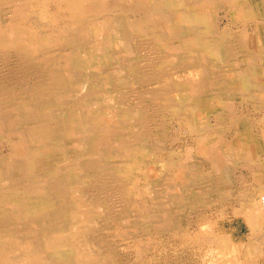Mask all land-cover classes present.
Masks as SVG:
<instances>
[{
  "label": "rangeland",
  "instance_id": "obj_1",
  "mask_svg": "<svg viewBox=\"0 0 264 264\" xmlns=\"http://www.w3.org/2000/svg\"><path fill=\"white\" fill-rule=\"evenodd\" d=\"M171 1L173 4L174 1L173 0ZM7 2H10V0ZM33 2H34V5H33ZM66 2L67 0H49V1L48 0H38V1L37 0H30V1L29 0L27 1L19 0L17 1L16 6H14L15 8L13 7L7 13H3L4 5H1L3 2H1L0 4V11H1L0 24H3V23L5 24L7 22L11 24L12 21L14 23L21 24V26L28 28L31 30V32L33 31V33H35L36 39H37V45H38V48L36 49V51L32 52L34 53L33 55L32 53L26 54V52L24 51L22 52L20 49H11V50L4 52L1 50L2 48H0V68H1L0 69L1 70L0 71V81H2L0 83V85H2L0 87V91L3 88L4 90L10 92L9 96L0 98V104H1L0 108H2V111H4V112L2 111L0 112V140H1L0 145H2L0 146V167L2 168V172L0 169V180L2 181L1 173L4 177L6 175L5 168H9L15 164L16 166H18L17 168H20L21 170H25L26 165L30 163L29 154L28 153L26 155L24 154V152L27 151V146L22 142L24 133H23V128L21 127L26 126V124H24L22 121L19 122L18 120L19 118L18 115L20 114L21 110L34 113V118H30V124L33 123V125H36V126L38 125L42 126V124H45V125L47 124V126L51 128L52 130H56V128L59 127L61 124L60 121L63 119V116L61 120H59V117L62 115L61 113V111H63L62 107H64L63 109L67 108L69 103L77 102V99L81 103L80 107L82 106V108H84V107L89 106L88 108H85L89 110L90 112H92V115L89 118H91L94 114L95 116L99 118V120L101 119L109 120L111 119L113 115L119 114V113H120L119 116L122 117L121 115L123 113L121 114V104H119L120 102H117V100L115 102L111 100L109 102L104 101L102 104L103 106L99 103L98 105H101V106H96L94 108L92 107L94 103L90 105L88 102L84 101L86 100L85 99L86 95H89V97H92L91 99H93V97L94 98L95 97L97 98L105 97L104 92H101L98 94L96 93L92 94L94 91V88L88 85V83L86 84L88 77L95 76L98 79H100L101 82L103 83V86L101 84L99 85L100 88L101 87L105 88V90L113 89L112 91H114L117 95H120V96H125V95H128L129 97L132 96L133 98L131 99L133 101L139 102L138 105L141 106L142 104H144V102L147 103V100L145 99H147L146 98L147 95L148 97L149 96L151 97V93L156 96L155 99H157V97L162 96V93L165 92L163 88L168 83L165 80L168 78L169 75L173 77L172 81L170 82H172L173 89L175 90L178 88L177 80L179 78L181 79L179 80V82L182 84V88L179 86L180 87L179 89L183 91L182 92L183 96L181 93V96H179L178 98H181L180 99L181 105L183 106L185 104L184 108H187V106L190 104H189V100H185V98H187L186 97L187 93L185 91L191 88V86H186V84H184V81L188 77L190 79L195 77L196 80H198V85H199L197 87V91H198L197 93L199 95L198 99L202 100V101L199 100L196 105H199L201 107L194 108L193 112H192V109L181 110L182 112L187 113V117L189 116L193 121L186 120L182 112L180 116L179 114L177 115L175 112H173L172 110L168 108L167 109L164 108L159 113H156L153 110V115L155 116V119L157 121L155 122L152 121L150 124L153 129L152 135L149 138L145 139V141L144 140H142V142L140 141L139 143L140 152L137 154V158H136V160L139 161L140 166L138 169L132 171L133 175L131 174V176L127 180V183H125L131 188V191L134 190L132 198H130L127 201L123 200V201L115 202V200H111L112 201L111 203H108V204L106 203L104 205H100L96 203L93 204V202H89L91 205L89 204L88 205L91 208L95 209V214H93L95 220H92L91 222L87 223V226L84 228V230L86 232L88 231L87 232L88 235L90 234L91 235L89 236V238L87 236H84L83 237L84 241H81L80 244L78 243L79 244L78 247L80 248L79 250L82 251L83 254L85 252L88 254L90 253L91 256L89 255V257H94L93 259L100 262V264H114V263L115 264H127V263L128 264H199L200 262H201L200 264H205L206 262L208 264H215V263L222 264L221 263L222 259H225L224 257L231 258L234 254L233 252L234 250H238V253L236 254H239V258H241L240 260H244L246 253L248 251L252 252L251 251L252 245L250 243L251 242L250 238L252 235H254L252 232L253 230H252V226L249 221V217L246 214L245 202L248 197L247 195L249 193L251 192L257 193V191L263 186L261 182L264 179V177H262V175L264 176V173H263L264 171H262L264 170V165H263L264 149H262L261 151L258 149L260 148V146L261 148L264 147V123H263L264 103H259V102L254 103L255 96H253L254 92H256L258 89L255 87L243 88V86L242 87L240 86L239 88L237 86H234V87L227 86V87H223L224 90H222L221 85L219 84L222 83V75L226 71L230 70L229 65H228L229 62L222 61L221 59L223 58H219L218 60V57H214V56L202 58L198 52L194 51L193 49L185 45L184 41L180 44L181 40L179 38L174 37L173 35L171 36L169 34H166L164 37L158 38L157 36L158 34L163 33V32L167 33L169 32V30L161 28L160 24H158L160 26L158 25L155 26L156 23L149 22L147 21V19H152L153 17L154 18L160 17L161 15L157 13L158 10L162 9V10L168 11L169 8L173 10L174 6L166 7V3L168 2V0H149V1L148 0H86V1L79 0L80 4L78 0H75L74 3L71 5ZM146 3L149 6L146 5ZM52 4H55V5H52ZM26 5H27V8L29 7L28 10L26 8ZM20 6L23 8V10L24 9L27 10V12L24 10L23 14H17V13L15 14L17 7H20ZM69 6H72V8L70 9H75V11L69 10L68 9ZM231 7L232 6L230 3L227 4L223 0H218L215 6L211 8V11H212L210 12V18L212 19L211 21L201 20V21L192 22V23H181V25L192 26L196 29V31L197 30L202 31L208 27L209 29L205 31L208 32L210 36L209 39L223 43L221 45L223 53H224V54L221 53L222 56L225 55V57H227L228 54H229V57H232V58L235 57V55L237 54L240 56L242 54H245V50L247 48L243 46L244 35L246 34L247 37L253 39V36L256 37L255 34L259 29L256 28V26H258L256 22H247V23L242 22L241 23V22L236 21L235 14H234V8L233 7L231 8ZM39 8L40 9L45 8L47 11L45 10L42 13ZM177 8L179 10L181 9L175 6V9ZM183 8L188 9L189 12L192 11L189 8V6H183ZM33 9L35 11H33ZM5 10L7 11V9ZM82 10L84 13L82 12ZM40 12L43 14V16L39 14ZM4 15L6 16L3 17ZM262 15L263 17L261 16V19L258 20L260 22L259 23L260 26L262 25L264 26V1H263ZM188 16H194V14L191 12V14H188ZM27 18L29 20L31 18V21L29 22ZM39 18H40V22H39ZM45 19H48V20L46 21ZM79 19L80 20L84 19L85 22L84 21L82 22ZM102 25H104L103 29L101 28ZM168 25L170 28L171 24H168ZM146 27H152L155 29L153 30L152 28H146ZM113 28L115 29L112 30ZM187 29L188 28L184 29L182 32L185 33L186 32L185 30ZM261 30L264 32V28H261ZM120 31H122V33H125V35H127L129 38L127 39V41L125 40V44L126 45L128 44L127 46L122 45L123 44L122 42L124 40L118 37L120 34ZM174 31L180 32L177 30H174ZM73 33L75 35H73ZM170 34H174V33H170ZM84 35H86L87 37ZM115 37L116 38L118 37L117 38L118 40L120 39L119 43H118V40L115 39ZM77 41L79 43H77ZM262 47H263L262 50H264V44ZM119 48L121 51H118ZM198 48L200 50L202 47L198 46ZM140 50L141 52H139ZM117 52L120 55H118ZM124 52L126 54H124ZM147 52L148 53L151 52V53L148 54ZM3 55H9V56L6 57L7 59H3ZM148 55H151V56H148ZM163 59L165 63L163 62ZM119 60L121 61V63L119 62ZM178 60L182 62V65H180L181 63L178 64ZM114 61L115 63H113ZM184 63H186V65H184ZM118 64L120 66L122 65L125 67L123 68L122 66L119 67ZM115 66H118V67H115ZM87 67H90V68H88L87 70ZM174 67L177 71L174 69ZM190 67H192V69ZM45 68L47 69L45 70ZM234 68L236 69L237 67H235L234 65ZM25 69H28V70H25ZM62 71L64 72L62 73ZM163 71H166V72H163ZM27 72H29L30 74ZM57 72L58 73L60 72V73L58 74ZM124 72L127 74H124ZM177 76H180V77L178 78ZM196 76H199V77H196ZM75 79H78V80H75ZM61 80L63 81V84H61L62 83ZM165 82L166 84H164ZM139 83H141L140 84L141 87L137 86ZM45 86L47 89L44 88ZM36 88L37 89L39 88V90H37ZM100 88H96L95 92L100 90ZM255 89L257 90L254 91ZM234 90L235 91L238 90V91L235 92ZM221 91L224 93H221ZM240 91L241 93L243 92V94H241ZM146 92H150V95L149 93L146 94ZM43 93H47V94L44 95ZM136 93L137 94L139 93V94L136 95ZM40 95L41 96L43 95V96L40 97ZM170 95H172L171 96L172 98L174 97V99L178 100L175 92H173ZM216 95L217 97L218 96L223 97V95H228L229 97L225 98L226 100L224 99V101H221L222 99L218 101L212 100L213 98H216L215 97ZM205 96L206 97L208 96V98L204 99ZM167 97L169 98V96ZM210 97L211 98L213 97V98L211 99ZM209 98L211 101L213 102L215 101L217 103V104L215 103L213 104V106L215 105L214 108L210 107L212 102L209 101ZM80 99H82V101H80ZM32 101L33 103H30ZM242 101H245V102L243 103ZM157 102L163 105L162 102L160 101H157ZM26 103H30V105ZM160 104H157L155 102V104H153V109L156 105L157 106L159 105L158 107H160L161 106ZM259 106L260 108H258ZM198 108H199V111L201 110V108L203 109L201 110V113L198 112ZM51 111H53L54 113ZM59 113H61V115H59ZM44 114H49V115L47 116V118H44L43 117ZM171 116L174 117L175 119L172 118ZM202 116L204 117L201 118ZM221 116L222 118H220ZM118 118L119 117H115V119H118ZM236 118L237 120H235ZM187 121L190 123L191 122L194 123V125L200 124L198 125L199 129L198 127H195L196 129L192 128L190 123H188ZM197 121H199V123H197ZM243 121L246 122V124ZM249 124L251 125L247 126ZM255 124L257 127L255 126ZM154 125L155 127H157L158 130L160 129L162 130L161 135H157V133L154 132L156 131L153 128ZM256 128H257V131H256ZM10 129L12 130L10 131ZM234 129L235 131H233ZM243 130L244 131L246 130V131L244 132ZM258 131L259 132L261 131L260 134ZM223 133L225 136L223 135ZM256 133H257L258 139L256 138ZM240 135L241 136L244 135V136L241 137ZM76 137L77 136L75 135V138ZM164 138H167V139H164ZM242 138L245 139L246 141L243 140ZM256 139L258 140V142H255L257 141ZM241 144L249 145V149H252L253 151H255V155L253 157L245 156V153H242V150L238 149ZM38 146L39 144L34 143L32 147L39 148L40 146L39 147ZM150 146H152V148ZM147 147H150V149ZM7 153H10V154H8L7 156ZM202 154H203V157H202ZM211 155H214L216 158L211 157ZM49 158H50L49 160L51 161L50 163H53V161H57L56 159H54L53 156L52 157L50 156ZM117 162H119L118 163L119 165L122 164L123 166H126V163H124L121 160H118ZM59 163L60 162L57 161V165ZM45 164L46 163H43L41 165L44 166ZM179 164H182V167H183L182 174L185 176V177L184 176L182 177V180L178 178L177 176L178 171H179L178 169ZM205 164H207L206 167H205ZM37 167L38 169L42 168L41 166H37ZM168 171L170 174L168 173ZM257 173L259 175H257ZM162 175H163V178H162ZM32 179L33 178L25 177L23 174H21V176L19 175L17 178L12 179L11 181L9 179L6 180L7 181L6 183L7 185L10 184L8 185L10 190H11V187L13 189V186L19 187V188H25V187L28 188V186L32 182ZM247 179H248V183L246 182ZM16 180L17 182H15ZM241 180H245V181H241ZM202 183H204L205 185ZM258 185L259 187H257ZM146 190H150V191L147 192ZM263 195H264V192L261 193L259 196L260 203H261V197ZM34 196L37 197V195H34ZM53 197H56V198L49 199L53 207H58L59 205H61L59 204L60 202L64 204L63 203L64 200L62 201L60 197H57L56 195ZM71 198H74V196L72 195ZM30 201L32 203V201H35V198L28 200L27 204H29ZM72 201L74 202L75 200H72ZM74 204H73V208L78 207V209L82 211L83 206L78 199L76 200V204H75L76 206ZM211 204H214V205H211ZM174 206L175 207L177 206V207L175 208ZM51 211L50 213H52ZM53 211L55 212L54 208H53ZM11 213L13 212H10V214H8L9 219H14V214H11ZM52 215H54V213ZM80 215H81V212L79 213L78 218L75 217V220L73 219L67 220L66 218H64L66 220V222H64L65 226L64 224L59 225L62 228L54 226L52 227V230L51 228H49L50 229V230L48 229L49 231L39 230L42 232L40 234L42 235V237L47 236L48 238L49 237L51 238V235H53V233L54 235L58 236V238L63 236V235H59V233L64 234L66 236L70 235V237L65 236L61 240V242L68 241V242L75 243V240L77 241L78 239V238L76 239V236L80 232H82V230L79 228V227H82L81 222L80 224L78 223L79 225L77 224V222L80 221V218H81ZM96 215L98 216L96 217ZM173 215L175 218L173 217ZM62 217H63V214L61 218ZM27 219H29V217ZM20 220H23V218ZM119 221L121 222V224L119 223ZM25 225H26V219L23 220L22 227H24ZM96 225L97 227H95ZM203 225H205V227H202ZM210 227L212 228V230H210ZM34 228H36V226H34ZM73 230H75V232H73ZM43 232L46 233V235ZM257 235L258 236L260 235V237L263 236L264 230L263 229L257 230ZM74 236L75 238H73ZM207 236H211V237L216 236V238H220V237L226 238V240L228 241V245L230 246V249H228V251L225 250L223 253L222 248L218 247V245H216L217 244L216 242H212V240H209ZM259 243L260 245H259L258 250L261 248L260 249L261 251L258 252L259 258L256 264H264V239L260 241ZM86 245L88 247H86ZM83 246H85L86 248ZM68 248L70 249V247ZM213 248L216 250L217 255L215 254V251ZM209 250L212 252V254L210 253ZM218 254L220 255V257ZM46 256L47 254L44 255V258ZM46 260H47V257H46Z\"/></svg>",
  "mask_w": 264,
  "mask_h": 264
},
{
  "label": "bare ground",
  "instance_id": "obj_2",
  "mask_svg": "<svg viewBox=\"0 0 264 264\" xmlns=\"http://www.w3.org/2000/svg\"><path fill=\"white\" fill-rule=\"evenodd\" d=\"M9 0H0L3 2L1 5H4V11L3 13H7L12 9L14 6H16L17 1L19 0H10V2H7ZM25 1V0H24ZM27 1V0H26ZM30 1V0H29ZM38 1V0H37ZM49 1V0H48ZM75 0H67L66 3L68 4H73ZM86 1V0H85ZM149 1V0H148ZM174 3L172 4L171 0H168L166 3V7L174 6V9H168L166 10H158L157 13H159L161 16L158 18H153L152 19H147V21L156 23L155 26L158 24L161 25V28L169 30V32L165 33H160L158 34V38L164 37L166 34L173 35L176 38H179L180 44L184 41V44L187 45L189 48L193 49L194 51L198 52L199 55L203 57H209V56H214L221 59L222 61H227L229 62V71H226L222 75V83L219 84L221 85L222 90H224L223 87H231V86H237L240 88V86L243 88H250V87H255L254 91V103H264V53L262 50V46L264 44V32L261 30V28H264V26L259 25V19H261L262 11H263V1L264 0H223L227 4L230 3L231 6L234 8V14H235V20L238 22H256L258 26H256L257 29H259L255 36H253V39L247 37V35H244L243 38V46L247 47L245 50V54L242 55H235V57H229V54L227 57L222 56L221 53H223L221 45L223 43L217 42L215 40L209 39V34L207 31L209 28L207 27L205 30L202 31H196V29L192 26H183L181 23H192V22H198V21H211L212 19L210 18V12L211 8L215 6V4L218 2V0H173ZM21 2V1H20ZM19 2V3H20ZM35 2V1H34ZM33 2V5H34ZM79 2V0H78ZM62 3V2H60ZM138 3V2H137ZM145 3V2H144ZM148 3V2H147ZM146 3V5H148ZM29 4V3H28ZM38 4V3H37ZM36 4V5H37ZM41 4V3H40ZM59 4V3H58ZM78 4V3H77ZM80 4V2H79ZM32 5V6H33ZM55 5V4H52ZM97 5V4H96ZM107 5V4H106ZM141 5V4H140ZM143 5V4H142ZM29 6V5H28ZM31 6V8H32ZM74 6V5H73ZM82 6V4H81ZM80 6V7H81ZM149 6V5H148ZM147 6V7H148ZM176 7L181 8L180 10ZM183 6H189V8L192 10L191 12L194 14V16H188V14H191V12L188 11V9H184ZM40 7V6H38ZM77 7V6H76ZM87 7V6H85ZM97 7V6H96ZM231 7V8H232ZM15 8V7H14ZM27 8V5H26ZM29 8V7H28ZM27 8V10H28ZM72 6H69V10L75 11V9H70ZM83 8V6H82ZM102 8V7H101ZM7 9V11L5 10ZM36 9V8H35ZM40 9V8H39ZM48 9V8H47ZM58 9V8H57ZM78 9V8H77ZM105 9V8H104ZM123 9V8H121ZM127 9V8H126ZM16 10V9H15ZM25 10V9H24ZM23 8L17 7V10L15 11V14H23L24 13ZM27 10H25L27 12ZM41 12L43 13L46 9L41 8ZM60 10V9H59ZM63 10V9H62ZM80 10V9H79ZM97 10V9H96ZM130 10V9H129ZM33 11H35L33 9ZM47 11V10H46ZM98 11V10H97ZM123 11V10H122ZM39 13L43 16L42 13ZM83 12V10H82ZM107 12V11H106ZM1 13V11H0ZM38 13V12H37ZM55 13V12H54ZM57 13V12H56ZM61 13V12H60ZM79 13V11H78ZM77 13V14H78ZM81 13V12H80ZM84 13V12H83ZM12 14V13H11ZM29 14V13H28ZM31 14V13H30ZM34 14V13H33ZM70 14V12H69ZM101 14V13H100ZM84 15V14H83ZM82 15V16H83ZM93 15V14H92ZM172 15V16H171ZM4 15L3 17H5ZM8 16V15H7ZM15 16V15H14ZM46 16V15H45ZM96 16V15H95ZM156 16V15H155ZM19 17V16H18ZM231 17V16H230ZM10 18V17H8ZM15 18V17H14ZM47 18V17H45ZM80 18V17H79ZM126 18V17H125ZM1 19V18H0ZM12 19V18H11ZM77 19V18H75ZM74 19V20H75ZM81 19V18H80ZM79 19V20H80ZM7 20V19H6ZM27 20H29L27 18ZM46 21L48 19H45ZM145 20V19H143ZM233 20V19H231ZM230 20V21H231ZM19 21V20H17ZM16 21V22H17ZM31 21V18L29 22ZM36 21V20H35ZM38 21V19H37ZM84 21V19L80 20ZM119 21V20H118ZM40 22V18H39ZM42 22V21H41ZM65 22V20H64ZM85 22V21H84ZM127 22V21H126ZM263 22V21H262ZM43 23V22H42ZM72 23V22H71ZM27 24V23H26ZM47 24V23H46ZM101 24V23H100ZM171 24L170 28L169 25ZM250 24V23H249ZM39 25V23H38ZM44 25V24H43ZM158 25V26H160ZM245 25V24H244ZM57 26V25H56ZM102 25V29H103ZM151 26V25H150ZM246 26V25H245ZM38 27V26H37ZM40 27V26H39ZM72 27V25H71ZM76 27V26H75ZM74 27V28H75ZM138 27V26H137ZM34 28V27H33ZM41 28V27H40ZM73 28V29H74ZM120 28V27H119ZM118 28V29H119ZM145 28V27H144ZM146 28H152V27H146ZM188 28L185 30L186 32H182L184 29ZM72 29V28H71ZM113 28L112 30H114ZM130 29V28H129ZM153 30L155 28H152ZM212 29V28H210ZM160 30V29H158ZM171 30V31H170ZM174 30L180 31V32H175ZM49 31V30H48ZM119 31V30H118ZM214 31V30H213ZM238 31V30H237ZM241 31V30H239ZM256 31V29H255ZM41 32V31H40ZM104 32V30H103ZM218 32V31H217ZM148 33V32H147ZM174 33V34H170ZM232 33V32H231ZM241 33V32H240ZM253 33V32H252ZM259 33V34H258ZM87 34V33H86ZM113 34V33H112ZM119 34V33H118ZM138 34V33H137ZM157 34V33H156ZM215 34V33H214ZM212 34V35H214ZM219 34V33H218ZM230 34V33H229ZM249 34V33H248ZM251 34V33H250ZM73 35H75L73 33ZM89 35V34H88ZM114 35V34H113ZM112 35V36H113ZM144 35V34H143ZM148 35V34H147ZM243 35V34H242ZM254 35V34H253ZM79 36V35H78ZM86 36V35H84ZM216 36V35H215ZM87 37V36H86ZM114 37V36H113ZM112 37V38H113ZM120 39L124 40L121 44H125V40L127 41L128 36L125 35V33H122L120 31L119 36ZM117 37V38H118ZM142 37V36H141ZM145 37V36H144ZM76 38V37H75ZM90 38V36H89ZM115 37V39H117ZM147 38V37H146ZM214 38V37H213ZM229 38V37H228ZM114 39V38H113ZM119 39V40H120ZM77 40V39H76ZM79 40V39H78ZM118 40V39H117ZM118 40V43H119ZM177 40V39H175ZM73 41V40H71ZM85 41V40H84ZM90 41V40H89ZM88 41V42H89ZM242 41V40H241ZM82 42V41H81ZM223 42V41H222ZM77 43H79L77 41ZM95 43V42H94ZM117 43V44H118ZM148 43V42H147ZM150 43V42H149ZM172 43V42H171ZM62 44V43H61ZM72 44V43H71ZM64 45V44H63ZM69 45V43H68ZM78 45V44H77ZM128 45V44H127ZM126 45V46H127ZM131 45V44H130ZM138 45V44H137ZM144 45V44H143ZM146 45V44H145ZM239 45V44H238ZM89 46V45H88ZM101 46V44H100ZM142 46V45H141ZM198 46H201L202 48L199 50ZM242 46V47H243ZM81 47V46H80ZM78 47V48H80ZM118 47V46H116ZM120 47V45H119ZM122 47V46H121ZM130 47V46H128ZM0 48H2V51H8L11 49H20L22 52H26V54H30L32 52H35L36 49L38 48L37 45V39L35 33L33 31L31 32L30 29L25 28L21 26V24L14 23L13 21L11 24L3 23L0 24ZM46 48V47H45ZM67 48V47H66ZM77 48V49H78ZM113 48V47H112ZM124 48V47H123ZM144 48V47H142ZM148 49V47H147ZM146 49V50H147ZM227 49V48H226ZM40 50V49H39ZM38 50V51H39ZM89 50V49H88ZM87 50V51H88ZM192 50V51H193ZM60 51V50H59ZM62 51V50H61ZM67 51V50H66ZM118 51H121L120 48ZM125 51V50H124ZM148 51V50H147ZM161 51V50H160ZM75 52V51H74ZM92 52V51H91ZM136 52V51H135ZM141 52V50L139 51ZM186 52V51H185ZM89 53V52H88ZM116 53V52H115ZM118 53V52H117ZM148 53V52H147ZM149 52L148 54H150ZM189 53V51H188ZM203 53V54H201ZM13 54V53H12ZM11 54V55H12ZM34 53H32L33 55ZM39 54V53H38ZM124 54H126L124 52ZM184 54V53H183ZM224 54V53H223ZM74 55V54H72ZM96 55V54H95ZM99 55V54H98ZM109 55V54H108ZM114 55V54H113ZM118 55H120L118 53ZM153 55V54H152ZM177 55V54H176ZM180 55V54H179ZM189 55V54H188ZM9 55H3V59H7L6 57ZM76 56V55H75ZM127 56V55H126ZM151 56V55H148ZM185 56V55H184ZM14 57V56H13ZM22 57V56H21ZM20 57V58H21ZM97 57V56H95ZM134 57V56H133ZM181 57V56H180ZM120 58V57H119ZM144 58V56H143ZM176 58V57H175ZM173 58V59H175ZM37 59V58H36ZM35 59V60H36ZM102 59V58H101ZM133 59V58H132ZM187 59V58H185ZM76 60V59H75ZM89 60V59H88ZM105 60V59H104ZM103 60V61H104ZM107 60V59H106ZM117 60V59H116ZM135 60V59H134ZM13 61V60H12ZM20 61V60H19ZM61 61V60H60ZM74 61V59H73ZM108 61V60H107ZM118 61V60H117ZM124 61V60H123ZM171 61V60H170ZM24 62V61H23ZM28 62V61H27ZM34 62V61H33ZM43 62V61H42ZM58 62V61H57ZM101 62V61H100ZM121 63V61L119 60ZM134 62V61H132ZM145 62V61H144ZM163 62L165 63L164 59ZM177 62V61H176ZM191 62V61H190ZM194 62V61H193ZM213 62V61H212ZM26 63V62H25ZM41 63V62H40ZM45 63V62H44ZM51 63V62H50ZM74 63V62H73ZM106 63V62H105ZM115 63V61L113 62ZM131 63V62H130ZM170 63V62H169ZM175 63V62H174ZM181 63V64H180ZM219 63V62H218ZM217 63V65H218ZM221 63V62H220ZM226 63V62H225ZM60 64V63H59ZM64 64V63H63ZM163 64V63H162ZM178 64L182 65V62L178 60ZM193 64V63H192ZM201 64V63H200ZM214 64V63H213ZM4 65V63H3ZM37 65V64H35ZM44 65V64H43ZM57 65V64H56ZM91 65V64H90ZM100 65V64H99ZM119 65V64H118ZM133 65V64H132ZM139 65V64H138ZM171 65V64H170ZM186 65V63H184ZM211 65V64H210ZM237 67L236 69L234 68ZM39 66V65H38ZM61 66V65H60ZM79 66V65H78ZM77 66V67H78ZM84 66V65H82ZM86 66V65H85ZM88 66V65H87ZM122 66V65H121ZM119 65V67H121ZM130 66V65H129ZM160 66V65H159ZM194 66V65H193ZM204 66V65H203ZM226 66V65H225ZM241 68H239V67ZM74 67V66H73ZM91 67V66H90ZM87 67V70L88 68ZM118 67V66H115ZM125 66H122V68ZM167 67V66H166ZM221 67V66H220ZM20 68V67H19ZM25 68V67H24ZM27 68V67H26ZM57 68V67H56ZM59 68V67H58ZM103 68V67H101ZM133 68V67H132ZM137 68V67H135ZM142 68V67H141ZM186 68V67H185ZM192 69V67H190ZM201 68V67H200ZM210 68V67H209ZM219 68V67H218ZM228 68V66H227ZM1 69V68H0ZM3 69V68H2ZM47 68H45L46 70ZM49 69V68H48ZM118 69V68H117ZM159 69V68H158ZM165 69V68H164ZM169 69V68H168ZM167 69V70H168ZM172 69V68H171ZM175 69V67H174ZM225 69V68H224ZM13 70V69H11ZM28 70V69H25ZM92 70V69H91ZM128 70V69H127ZM166 70V71H167ZM176 70V69H175ZM1 71V70H0ZM3 71V70H2ZM16 71V70H15ZM32 71V70H31ZM76 71V70H74ZM73 71V72H74ZM80 71V70H79ZM105 71V70H104ZM130 71V70H129ZM163 71V72H166ZM177 71V70H176ZM192 71V70H191ZM195 71V70H194ZM193 71V72H194ZM217 71V70H216ZM33 72V71H32ZM35 72V71H34ZM53 72V71H52ZM64 71H62L63 73ZM86 72V71H85ZM101 72V71H99ZM123 72V70H122ZM180 72V71H179ZM210 72V71H209ZM29 73V72H27ZM58 73V72H57ZM60 73V72H59ZM58 73V74H59ZM66 73V72H65ZM81 73V72H80ZM89 73V72H88ZM92 73V72H90ZM97 73V72H95ZM13 74V73H12ZM30 74V73H29ZM50 74V72H49ZM82 74V73H81ZM80 74V75H81ZM100 74V73H99ZM124 74H127L124 72ZM165 74V73H164ZM179 74V73H178ZM214 74V73H213ZM218 74V73H217ZM34 75V74H33ZM103 75V74H102ZM190 75V74H189ZM211 75V74H210ZM216 75V74H215ZM220 75V74H219ZM36 76V75H35ZM34 76V77H35ZM52 76V75H51ZM57 76V74H56ZM55 76V77H56ZM63 76V75H62ZM76 76V75H75ZM101 76V75H100ZM99 76V77H100ZM111 76V75H110ZM116 76V75H114ZM127 76V75H126ZM125 76V77H126ZM141 76V75H140ZM152 76V75H151ZM156 76V75H155ZM176 76V75H175ZM2 77V76H1ZM106 77V76H105ZM121 77V76H120ZM178 78L180 76H177ZM193 77V76H192ZM199 77V76H196ZM9 78V76H8ZM13 78V77H12ZM58 78V77H57ZM110 78V77H109ZM123 78V77H122ZM167 78V77H166ZM172 76L169 75L168 78L165 80L166 84L164 86V91L162 93V96L157 97L155 99V95L151 93V97L147 95V103L144 102L141 106L138 105L139 102L133 101L131 98L132 96L129 97L128 95L125 96H120L117 95L114 91L112 90H105V88H100L99 85L101 84L103 86V83L101 82L100 79L97 77H88L86 84L90 85L91 87L94 88V91L92 94L96 93H101L104 92V98H97L89 97V95L85 96L84 100L85 102H88L92 107L96 106H101L104 101H113L115 102H120L121 104V116L119 114H115L111 117L109 120L101 119L93 114L91 118H89L92 115V112L89 110L85 109L88 108L82 106L80 107V102L77 99V102H71L69 103L68 107L63 109L62 107L61 115L59 117V120H61L62 116L63 119L60 121L61 124L59 127L56 128V130H52L47 126V124H42V126H36L30 124V118H34V113H30L29 111H22L18 115V120L19 122H23L26 124V126H22L23 128V139L22 142L27 146V151L24 152L26 155L27 153L29 154L30 158V163L26 165L25 170H21L20 168H17L15 164L12 165L9 168H5V177L1 173V178L2 181L0 180V264H100L97 260H94V257H89L91 254L89 253H82L80 251L78 245L80 244L81 241H84V236L88 235V231L86 232L84 228L87 226V223L91 222L94 219L93 214H95V209L91 208L89 205H91L89 202H93L96 204L104 205L111 203V200L116 201H127L130 198H132L134 190L131 191V188L125 184L127 183L128 178L131 176L132 171L136 170L139 168L140 163L139 161L136 160L137 154L140 152L139 151V143L142 140L145 141V139L149 138L152 135V126L150 125L152 121H157L155 119V116L153 115V110L156 113H159L162 111L164 108H168L175 112L177 115L181 114V110H187V109H192V112L194 108L196 107H201L199 105H196L197 102L201 99H198V91L197 87L198 85V80L196 78H186L184 81V84L186 86H191L188 90L185 92L187 93L185 100H189V104L191 105H186L187 108H184V105H181V98H178L181 96V91L179 88H182V84L179 82L181 80L180 78L177 80L178 81V88L175 90L173 89V84L172 82ZM183 78V77H182ZM210 78V77H209ZM218 78V77H217ZM221 78V77H220ZM219 78V79H220ZM40 79V78H39ZM60 79V78H59ZM74 79V78H73ZM83 79V78H82ZM114 79V78H113ZM124 79V78H123ZM162 79V78H161ZM218 79V80H219ZM5 80V79H4ZM7 80V79H6ZM56 80V78H55ZM64 80V79H63ZM78 80V79H75ZM81 80V79H80ZM115 80V79H114ZM125 80V79H124ZM163 80V79H162ZM213 80V79H212ZM217 80V79H216ZM36 81V80H35ZM62 81V80H61ZM66 81V80H65ZM107 81V79H106ZM157 81V80H156ZM176 81V80H174ZM2 81H0L1 83ZM21 82V81H20ZM39 82V81H37ZM48 82V81H47ZM120 82V81H119ZM118 82V83H119ZM33 83V82H32ZM108 83V82H107ZM157 83V82H156ZM183 83V82H182ZM3 84V83H2ZM53 84V83H52ZM57 84V83H56ZM63 84V81L62 83ZM117 84V83H116ZM141 83H139L137 86H140ZM144 84V83H143ZM142 84V85H143ZM146 84V82H145ZM152 84V83H151ZM31 85V84H30ZM66 85V84H65ZM121 85V84H120ZM209 85V84H208ZM216 85V84H215ZM213 85V86H215ZM2 85H0L1 87ZM4 86V85H3ZM54 86V85H53ZM62 86V85H61ZM136 86V87H137ZM144 86V85H143ZM151 86V85H150ZM153 86V85H152ZM170 86V87H169ZM180 86V87H179ZM212 86V85H211ZM210 86V87H211ZM6 87V86H5ZM35 87V86H34ZM43 87V86H42ZM56 87V85H55ZM54 87V88H55ZM63 87V86H62ZM68 87V86H67ZM86 87V86H85ZM89 87V86H88ZM110 87V86H109ZM112 87V85H111ZM141 87V86H140ZM149 87V86H148ZM20 88V87H19ZM30 88V86H29ZM40 88V87H39ZM39 88L37 90H39ZM46 88V86L44 87ZM53 88V89H54ZM76 88V87H75ZM74 88V89H75ZM96 88H100V90L95 92ZM157 88V87H155ZM47 89V88H46ZM66 89V88H65ZM84 89V88H83ZM90 89V88H89ZM185 89V88H183ZM214 89V88H213ZM216 89V88H215ZM3 90V91H2ZM0 91V98L6 97L10 95L9 91H6L2 88ZM29 90V89H28ZM36 90V91H37ZM42 90V89H41ZM44 90V89H43ZM49 90V89H48ZM47 90V91H48ZM63 90V89H62ZM61 90V91H62ZM87 90V89H86ZM120 90V89H119ZM123 90V89H122ZM125 90V89H124ZM140 90V89H139ZM244 90V89H243ZM34 91V92H36ZM77 91V89H76ZM141 91V90H140ZM235 91V90H234ZM238 91V90H236ZM235 91V92H236ZM247 91V90H245ZM3 92V93H2ZM42 92V91H41ZM86 92V91H85ZM84 92V94H85ZM125 92V91H124ZM173 92L176 93V96L178 100L172 98L170 94ZM214 92V91H213ZM20 93V92H19ZM40 93V92H38ZM69 93V92H68ZM128 93V92H127ZM150 95V92H146V94ZM221 93H224L221 91ZM241 93V91H240ZM16 94V93H15ZM29 94V93H28ZM44 95L47 93H43ZM81 94V93H80ZM139 94V93H138ZM136 93V95H138ZM215 94V93H214ZM230 94V93H229ZM234 94V93H233ZM232 94V95H233ZM243 94V92L241 93ZM253 94V93H252ZM256 94V95H255ZM30 95V94H29ZM28 95V96H29ZM36 95V94H35ZM75 95V94H74ZM135 95V96H136ZM161 95V94H160ZM231 95V96H232ZM23 96V95H22ZM43 96V95H42ZM40 95V97H42ZM169 96V98L167 97ZM183 96V93H182ZM211 96V95H209ZM227 96V97H226ZM241 96V95H240ZM252 96V97H253ZM26 97V96H25ZM34 97V96H33ZM130 99H129V98ZM216 98H211L212 100L218 101L222 99L221 101H224L225 98H228V95H223V97H217ZM234 97V96H233ZM18 98V97H17ZM31 98V97H30ZM54 98V97H53ZM76 98V97H75ZM208 98V96L204 97V99ZM209 98V101H211ZM23 99V98H22ZM32 99V98H31ZM203 99V97H202ZM246 99V98H245ZM41 100V99H40ZM96 100V101H95ZM160 101L163 103L161 105L157 101ZM226 100V99H225ZM228 100V99H227ZM233 100V99H232ZM249 100V99H248ZM15 101V100H14ZM24 101V100H23ZM34 101V100H33ZM30 102V103H33ZM44 101V99H43ZM65 101V100H64ZM68 101V100H67ZM82 101V99H80ZM183 101V100H182ZM202 101V100H201ZM211 101V106L213 107V104H217L216 102ZM17 102V101H16ZM36 102V101H35ZM62 102V101H61ZM79 102V103H78ZM143 102V100H142ZM160 104L161 106L158 107L157 105L153 109V104ZM204 102V101H203ZM207 102V101H205ZM241 102V101H240ZM243 103L245 101H242ZM20 103V101H19ZM30 103H26L29 104ZM60 103V102H59ZM84 103V102H83ZM101 105H98V104ZM183 103V102H182ZM202 103V102H200ZM249 103V102H248ZM6 104V103H5ZM39 104V102H38ZM219 104V103H218ZM239 104V102H238ZM10 105V104H9ZM25 105V104H24ZM105 105V104H104ZM28 106V105H27ZM65 106V105H64ZM103 106V105H102ZM163 106V107H162ZM193 106V107H192ZM256 106V105H255ZM263 106V105H262ZM1 107V104H0ZM36 107V106H35ZM238 107V105H237ZM207 108V107H205ZM260 108V106L258 107ZM12 109V108H11ZM98 109V108H97ZM106 109V108H105ZM209 109V108H208ZM218 109V108H217ZM5 110V109H4ZM201 110H203L201 108ZM201 110L198 112L201 113ZM207 110V109H206ZM215 110V109H214ZM2 111V108H0V112ZM45 111V110H44ZM57 111V110H56ZM106 111V110H105ZM120 111V110H119ZM4 112V111H2ZM16 112V111H15ZM32 112V111H31ZM53 112V111H51ZM188 112V111H186ZM207 112V111H206ZM231 112V110H230ZM242 112V111H241ZM48 113V112H47ZM54 113V112H53ZM105 113V112H104ZM166 113V112H165ZM186 118V120L193 121L189 116L187 117V113L182 112ZM197 113V112H196ZM194 113V114H196ZM198 113V114H199ZM50 114V113H49ZM49 114H44L43 117L47 118ZM173 114V113H172ZM193 114V113H192ZM197 114V115H198ZM203 114V113H202ZM235 114V113H234ZM238 114V113H237ZM236 114V115H237ZM58 115V116H59ZM99 115V114H98ZM190 115V114H188ZM213 115V114H212ZM244 115V114H243ZM249 115V114H247ZM251 115V114H250ZM3 116V115H2ZM174 116V115H173ZM181 116V115H180ZM97 117V119H96ZM115 117H119L118 119H115ZM172 117V116H171ZM176 117V116H175ZM202 116L201 118H203ZM214 117V116H213ZM174 118V117H172ZM180 118V117H179ZM219 118V117H218ZM222 118V116L220 117ZM263 118V117H262ZM175 119V118H174ZM251 119V118H250ZM10 120V118H9ZM173 120V119H172ZM201 120V119H200ZM222 120V119H221ZM237 120V118L235 119ZM254 120V118H253ZM261 120V119H260ZM91 123H90V122ZM166 121V120H165ZM170 121V120H169ZM209 121V120H207ZM242 121V120H241ZM8 122V121H7ZM14 122V121H13ZM188 122V121H187ZM244 122V121H243ZM251 122V121H250ZM255 122V121H254ZM258 122V121H257ZM256 122V123H257ZM261 122V121H260ZM12 123V122H11ZM45 123V122H44ZM190 123V122H188ZM199 123V121H197ZM246 124V122H244ZM249 123V122H248ZM264 123V121H263ZM16 124V123H15ZM90 124V125H89ZM211 124V123H210ZM209 124V125H210ZM224 124V123H223ZM222 124V125H223ZM5 125V124H4ZM9 125V124H8ZM45 125V126H43ZM191 127L196 129L195 127H198L200 124L194 125V123H190ZM251 124L247 125L250 126ZM262 125V124H261ZM161 126V125H160ZM169 126V125H168ZM167 126V127H168ZM220 126V125H219ZM245 126V125H244ZM243 126V127H244ZM254 126V125H253ZM256 126V124H255ZM7 127V126H6ZM5 127V128H6ZM9 127V126H8ZM12 127V126H11ZM186 127V126H185ZM212 127V126H211ZM227 127V126H226ZM257 127V126H256ZM260 127V126H259ZM18 128V127H17ZM154 132L157 133V135H161L162 130H158L157 127L154 125ZM210 128V127H209ZM235 128V127H233ZM248 128V127H247ZM254 128V127H253ZM262 128V127H261ZM260 128V129H261ZM187 129V128H186ZM214 129V128H213ZM244 129V128H243ZM5 130V129H4ZM12 129H10L11 131ZM17 130V129H15ZM193 130V129H191ZM210 130V129H208ZM226 130V129H225ZM232 130V128H231ZM253 130V129H252ZM133 131V132H132ZM165 131V130H164ZM220 131V130H219ZM222 131V130H221ZM235 131V129L233 130ZM244 131V130H243ZM246 131V130H245ZM244 131V132H245ZM257 131V128H256ZM86 132V133H85ZM202 132V131H201ZM205 132V131H204ZM208 132V131H207ZM230 132V131H229ZM252 132V131H251ZM259 132V131H258ZM261 132V131H260ZM259 132V134H260ZM199 133V132H198ZM228 133V132H227ZM254 133V132H253ZM191 134V133H190ZM197 134V133H196ZM241 134V132H240ZM245 134V133H244ZM23 135V134H22ZM75 135L77 136L75 138ZM201 135V134H200ZM224 135V133H223ZM233 135V134H232ZM252 135V134H251ZM20 136V135H19ZM195 136V135H193ZM192 136V137H193ZM218 136V135H217ZM221 136V135H220ZM225 136V135H224ZM241 136V135H240ZM244 136V135H243ZM241 136V137H243ZM247 136V135H246ZM262 136V135H261ZM125 137V138H124ZM156 137V136H155ZM158 137V136H157ZM252 137V136H250ZM260 137V136H259ZM216 138V137H215ZM214 138V139H215ZM221 138V137H220ZM231 138V137H230ZM246 138V137H244ZM256 138H257V133H256ZM262 138V137H261ZM163 139V138H161ZM160 139V140H161ZM167 139V138H164ZM177 139V138H175ZM243 139V138H242ZM249 139V137H248ZM251 139V138H250ZM258 139V138H257ZM256 139V140H257ZM210 140V139H208ZM245 140V139H243ZM1 141V140H0ZM150 141V140H149ZM155 141V140H153ZM213 141V140H212ZM225 141V140H224ZM223 141V142H224ZM246 141V140H245ZM252 141V140H251ZM260 141V139H259ZM21 142V141H20ZM163 142V141H162ZM204 142V141H203ZM211 142V141H210ZM209 142V143H210ZM255 142H258L255 141ZM39 144V148H34L32 147L33 144ZM148 143V142H147ZM146 143V144H147ZM158 143V142H156ZM161 143V142H160ZM198 143V142H197ZM207 143V142H206ZM240 143V142H239ZM249 143V142H248ZM152 144V143H150ZM200 144V143H199ZM233 144V143H232ZM231 144V146H232ZM32 145V146H31ZM157 145V144H156ZM204 145V144H202ZM217 145V144H216ZM2 146V145H0ZM6 146V145H5ZM200 146V145H199ZM198 146V147H199ZM215 146V145H214ZM4 147V146H3ZM15 147V145H14ZM37 147V146H35ZM152 148V146H150ZM150 147H147L150 149ZM161 147V146H160ZM159 147V148H160ZM202 147V146H201ZM2 148V147H1ZM8 148V147H7ZM24 148V146H23ZM143 148V147H142ZM145 148V146H144ZM157 148V147H156ZM204 148V147H203ZM223 148V147H222ZM75 149V150H74ZM206 149V148H205ZM242 150V153H245V156H254L255 151L252 149H249V145H240L238 148ZM260 151L263 148H258ZM4 150V149H3ZM153 150V149H152ZM157 150V149H156ZM258 150V151H259ZM179 151V150H178ZM153 152V151H152ZM205 152V150H204ZM239 152V151H238ZM5 154V153H4ZM10 153H7V156ZM205 154V153H204ZM225 154V153H224ZM140 155V154H139ZM138 155V156H139ZM194 155V154H193ZM192 155V156H193ZM200 155V154H198ZM54 157L58 162H60L57 165V161H53V163H50L51 161L49 160V157ZM153 156V155H152ZM183 156V155H182ZM195 156V155H194ZM11 157V156H10ZM125 157V158H124ZM203 157V154H202ZM211 157L216 158L214 155H211ZM242 157V156H241ZM17 158V157H16ZM139 158V157H138ZM244 158V157H243ZM7 159V158H6ZM123 161L126 163V166H120L117 162L118 160ZM166 159V158H165ZM180 159V158H179ZM164 160V159H163ZM257 160V159H255ZM13 161V160H12ZM15 161V160H14ZM148 161V160H147ZM151 161V160H150ZM259 161V160H258ZM8 162V160H7ZM160 162V161H159ZM179 162V161H178ZM206 162V161H204ZM5 163V162H4ZM14 163V162H13ZM43 163H46L44 166L41 165ZM169 163V162H168ZM175 163V162H174ZM189 163V162H188ZM187 163V164H188ZM194 163V162H193ZM237 163V161H236ZM239 163V162H238ZM263 163V162H262ZM155 164V163H154ZM200 164V163H199ZM233 164V163H232ZM145 165V164H144ZM178 165V164H177ZM189 165V164H188ZM207 164H205L206 167ZM264 165V163H263ZM37 166H41V169H38ZM63 166V167H62ZM209 166V165H208ZM224 166V165H223ZM169 167V166H168ZM177 167V166H176ZM188 167V166H187ZM242 167V166H241ZM230 168V167H229ZM257 168V166H256ZM255 168V169H256ZM1 172L2 168L0 167ZM169 169V168H168ZM178 178L182 180V177L184 176L183 173V167L182 164H179L178 166ZM262 169V168H261ZM173 170V169H172ZM209 170V169H208ZM211 170V169H210ZM254 170V168H253ZM170 171V170H169ZM168 171V173H169ZM260 171V170H259ZM264 171V170H262ZM31 174H30V173ZM33 172V173H32ZM186 172V171H185ZM229 172V171H228ZM258 172V171H257ZM150 173V172H149ZM189 173V172H188ZM216 173V172H214ZM255 173V172H254ZM264 173V172H263ZM23 174L25 177H31L32 182L30 185L25 188H19L13 186V189L11 187V190L9 188L7 181L6 180H12L17 178L19 175L21 176ZM146 174V173H145ZM170 174V173H169ZM204 174V173H203ZM202 174V175H203ZM225 174V172H224ZM30 175V176H29ZM133 175V174H132ZM144 175V174H143ZM153 175V174H151ZM191 175V174H190ZM198 175V174H197ZM215 175V174H214ZM257 175H259L257 173ZM208 176V175H207ZM152 177V176H151ZM185 177V176H184ZM211 177V176H210ZM209 177V178H210ZM216 177V176H215ZM222 177V176H221ZM252 177V176H251ZM262 177H264L262 175ZM6 178V179H5ZM22 178V177H20ZM163 178V175H162ZM177 178V177H176ZM261 178V177H260ZM19 179V178H18ZM26 179V178H24ZM150 179V178H149ZM169 179V178H168ZM172 179V178H171ZM195 179V178H194ZM235 179V178H234ZM21 180V179H20ZM192 180V179H191ZM214 180V179H213ZM220 180V179H219ZM232 180V179H230ZM30 181V180H28ZM130 181V180H129ZM161 181V180H160ZM245 181V180H241ZM13 182V181H12ZM17 182V180L15 181ZM23 182V181H21ZM178 182V181H177ZM198 182V181H197ZM205 182V181H204ZM240 182V181H239ZM248 183V179L246 181ZM255 182V181H254ZM129 183V182H128ZM152 183V182H151ZM150 183V184H151ZM258 183V182H257ZM263 186L257 191V193H249L245 202V210L246 214L249 217L250 224L252 226V232L254 235L251 236V251L252 252H247L245 255L244 260H240L238 250H234V254L231 258H226L222 259V264H256L259 254L258 252L261 251L259 248L260 241H262L264 238L263 236L260 237V235H257V230L263 229L264 230V209L262 206V196L261 197V203L259 201V196L261 193L264 192V179L261 182ZM22 184V183H20ZM125 184V185H124ZM154 184V183H153ZM180 184V183H179ZM204 184V183H202ZM208 184V183H207ZM231 184V183H230ZM253 184V183H252ZM256 184V183H255ZM15 185V184H14ZM162 185V184H161ZM184 185V184H183ZM197 185V184H196ZM205 185V184H204ZM213 185V184H211ZM232 185V184H231ZM242 185V184H241ZM144 186V185H143ZM151 186V185H150ZM178 186V185H177ZM198 186V185H197ZM244 186V185H243ZM247 186V184H246ZM245 186V187H246ZM158 187V186H157ZM164 187V186H163ZM256 187V186H255ZM259 187V185L257 186ZM182 188V187H181ZM204 188V187H203ZM240 188V187H239ZM253 188V187H252ZM240 190V189H239ZM147 192L150 190H146ZM221 191V190H220ZM243 191V190H242ZM252 191V190H251ZM224 192V191H222ZM244 192V191H243ZM143 193V192H142ZM208 193V192H207ZM214 193V192H213ZM241 193V192H240ZM245 193V192H244ZM144 194V193H143ZM153 194V193H152ZM185 194V193H184ZM183 194V195H184ZM199 194V193H198ZM202 194V193H201ZM34 195H37L34 196ZM60 197V199L63 201L60 202L58 207H53L52 203L50 202L49 199H54L56 197ZM60 195V196H58ZM68 195V196H67ZM74 196V198H71V196ZM135 195V194H134ZM145 195V194H144ZM241 195V194H240ZM245 195V194H244ZM172 196V194H171ZM177 196V195H176ZM216 196V195H215ZM230 196V195H229ZM155 197V196H154ZM162 197V196H161ZM169 197V196H168ZM175 197V196H174ZM32 198H35V201L29 202L27 204L28 200H31ZM63 198V199H62ZM136 198V197H135ZM211 198V197H210ZM218 198V197H217ZM79 200L83 206L82 211L78 209V207L73 208V204L76 200ZM137 199V198H136ZM139 199V198H138ZM179 199V198H178ZM222 199V198H221ZM231 199V198H230ZM243 199V198H242ZM56 200V199H55ZM72 200H75L74 202ZM53 201V200H52ZM58 201V200H57ZM60 201V200H59ZM186 201V200H185ZM189 201V200H188ZM207 202V201H206ZM218 202V201H217ZM224 202V201H223ZM55 203V202H53ZM141 203V202H140ZM166 203V202H165ZM219 203V202H218ZM32 204V206H31ZM74 204V205H75ZM89 204V205H88ZM178 204V203H177ZM183 204V203H182ZM244 204V203H243ZM195 205V204H194ZM210 205V204H209ZM214 205V204H211ZM225 205V204H224ZM76 206V205H75ZM88 206V207H87ZM97 206V205H96ZM95 206V207H96ZM178 206V205H177ZM176 206V207H177ZM52 207V208H51ZM87 207V208H85ZM175 207V206H174ZM175 207V208H176ZM53 208L55 212L53 211ZM58 208V209H57ZM212 208V207H211ZM101 209V208H100ZM135 209V208H134ZM167 209V208H166ZM181 209V208H179ZM52 210V211H51ZM106 210V209H105ZM137 210V209H136ZM158 210V209H157ZM164 210V209H163ZM50 211L52 213H50ZM171 211V210H170ZM211 211V210H210ZM10 212H13L11 214H14V219H9L8 214ZM81 212V218L80 221L77 222V224L81 222L82 227H79L82 232L78 234L75 240V243L73 242H61V240L66 236L64 234L60 238L58 236L51 235V238L49 237H42L40 233H42L39 230H48L54 226L60 227L59 225H63L66 220H75V217H79V213ZM136 212V211H135ZM54 213V215H52ZM154 213V212H153ZM157 213V212H156ZM63 214V217L61 218ZM105 214V213H104ZM160 214V213H159ZM173 214V213H172ZM52 215V216H51ZM125 215V214H124ZM142 215V214H141ZM171 215V213H170ZM51 216V218H50ZM98 215H96L97 217ZM169 216V215H168ZM185 216V215H184ZM189 216V215H188ZM195 216V215H194ZM199 216V215H198ZM29 217V219H27ZM134 217V216H133ZM143 217V216H142ZM174 217V215H173ZM186 217V216H185ZM26 219V225L22 227L23 225V220ZM106 218V217H105ZM151 218V216H150ZM175 218V217H174ZM173 218V219H174ZM197 218V217H196ZM140 220V219H139ZM187 220V219H186ZM248 220V219H247ZM14 221V222H12ZM114 221V220H113ZM131 221V220H130ZM185 221V220H184ZM183 221V222H184ZM195 221V220H194ZM157 222V221H156ZM121 224V222L119 221ZM148 223V222H147ZM175 223V222H174ZM210 223V222H208ZM78 224V225H79ZM132 224V223H131ZM143 224V223H142ZM205 224V223H204ZM112 225V224H111ZM110 225V226H111ZM136 225V224H135ZM152 225V224H151ZM215 225V224H214ZM36 226V228H34ZM65 226V224H64ZM70 226V225H69ZM73 226V225H72ZM109 226V227H110ZM124 226V225H123ZM143 226V225H142ZM182 226V225H181ZM185 226V225H184ZM207 226V225H206ZM76 227V228H78ZM97 227V225L95 226ZM137 227V226H136ZM202 227H205L203 225ZM62 228V227H60ZM111 228V227H110ZM123 228V227H122ZM130 228V227H129ZM189 228V227H188ZM208 228V227H206ZM72 229V228H71ZM167 229V228H166ZM185 229V228H184ZM204 229V228H203ZM50 230V229H49ZM48 230V231H49ZM87 230V229H86ZM152 230V229H151ZM210 230L212 228L210 227ZM105 231V230H104ZM142 231V230H141ZM155 231V230H154ZM158 231V230H157ZM187 231V230H186ZM215 231V230H214ZM75 232V230H73ZM160 232V231H159ZM169 232V231H168ZM182 232V231H181ZM44 233V232H43ZM136 233V232H135ZM151 233V232H150ZM149 233V234H150ZM157 233V232H156ZM46 235V233H44ZM58 234V233H57ZM94 234V233H93ZM112 234V233H111ZM146 234V233H145ZM159 234V233H158ZM104 235V234H103ZM135 235V234H134ZM166 235V234H165ZM256 235V236H255ZM70 237V235H68ZM66 236V237H68ZM146 236V235H145ZM228 236V235H227ZM106 237V236H105ZM153 237V236H152ZM174 237V236H173ZM75 238V236L73 237ZM86 238V239H88ZM127 238V237H126ZM209 240H212V242H216L218 247L222 248V252L224 253L225 250L228 251L230 249V246L228 245V241L226 238L220 237L216 238V236L211 237L207 236ZM229 238V237H228ZM68 239V238H67ZM128 239V238H127ZM148 239V238H147ZM100 240V239H99ZM176 240V239H175ZM65 241V240H64ZM108 241V240H107ZM182 241V240H181ZM211 242V241H210ZM211 242V243H212ZM79 243V244H78ZM101 243V242H100ZM135 243V242H134ZM137 243V242H136ZM204 243V242H203ZM263 243V242H262ZM106 244V243H104ZM115 244V243H114ZM147 244V243H146ZM202 244V242H201ZM231 244V243H230ZM127 245V244H126ZM137 245V244H136ZM197 245V244H196ZM205 245V244H204ZM233 245V244H232ZM250 245V244H249ZM96 246V245H95ZM129 246V245H128ZM195 246V245H194ZM70 247V249L68 248ZM85 247V246H83ZM86 247H88L86 245ZM85 247V248H86ZM196 247V246H195ZM212 247V246H211ZM214 247V246H213ZM247 247V245H246ZM92 248V247H91ZM209 248V246H208ZM118 249V248H117ZM129 249V248H128ZM214 249V248H213ZM250 249V248H248ZM87 250V249H85ZM92 250V249H91ZM211 250V249H210ZM209 250V251H210ZM213 251V250H212ZM215 254L216 250L214 249ZM98 252V251H97ZM212 254V252L210 251ZM214 253V252H213ZM262 253V252H261ZM47 254V260L46 257L44 258V255ZM96 254V252H95ZM132 254V253H131ZM130 254V255H131ZM220 254V253H219ZM218 254V255H219ZM122 255V254H121ZM129 255V254H128ZM217 255V254H216ZM222 255V254H221ZM97 256V255H96ZM99 256V255H98ZM115 256V255H114ZM123 256V255H122ZM143 256V255H142ZM150 256V255H149ZM168 257V256H167ZM220 257V255H219ZM97 258V257H96ZM95 258V259H96ZM101 258V257H100ZM243 258V257H242ZM129 259V257H128ZM131 259V258H130ZM134 259V258H133ZM114 260V259H113ZM119 260V259H118ZM141 260V259H140ZM205 260V259H204ZM131 261V260H130ZM211 261V260H210ZM213 261V260H212ZM215 261V260H214ZM219 261V259H218ZM109 262V261H108ZM142 262V261H140ZM206 262V261H205ZM261 262V261H260ZM132 263V262H131ZM201 263V262H200ZM199 263V264H200ZM203 263V262H202ZM215 263V262H214ZM219 263V262H218ZM115 264V263H114ZM128 264V263H127ZM205 264H208L207 262ZM216 264V263H215Z\"/></svg>",
  "mask_w": 264,
  "mask_h": 264
},
{
  "label": "built area",
  "instance_id": "obj_3",
  "mask_svg": "<svg viewBox=\"0 0 264 264\" xmlns=\"http://www.w3.org/2000/svg\"><path fill=\"white\" fill-rule=\"evenodd\" d=\"M262 206H263V209H264V196L262 197Z\"/></svg>",
  "mask_w": 264,
  "mask_h": 264
}]
</instances>
